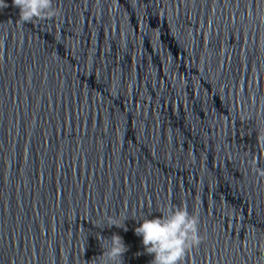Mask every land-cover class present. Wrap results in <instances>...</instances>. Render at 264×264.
<instances>
[{
	"label": "water",
	"instance_id": "obj_1",
	"mask_svg": "<svg viewBox=\"0 0 264 264\" xmlns=\"http://www.w3.org/2000/svg\"><path fill=\"white\" fill-rule=\"evenodd\" d=\"M53 7L0 8V264H94L117 233L150 264L162 202L200 218L184 264H264V0Z\"/></svg>",
	"mask_w": 264,
	"mask_h": 264
},
{
	"label": "clouds",
	"instance_id": "obj_2",
	"mask_svg": "<svg viewBox=\"0 0 264 264\" xmlns=\"http://www.w3.org/2000/svg\"><path fill=\"white\" fill-rule=\"evenodd\" d=\"M15 7L19 9L20 20L31 23L36 19H50L59 15V10L53 7V0H12L9 5L6 0H0V8ZM264 176V171L260 172ZM156 210L160 213L155 218L144 216L135 234L142 237L144 253L153 256L150 264H184L186 256L203 242L200 234V218L190 213L186 206L162 202ZM130 217L127 215H105L97 227L105 226L123 228ZM136 219L135 217H131ZM102 255L94 264H124V255L128 247L118 233L110 238L99 237Z\"/></svg>",
	"mask_w": 264,
	"mask_h": 264
}]
</instances>
